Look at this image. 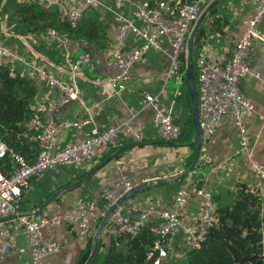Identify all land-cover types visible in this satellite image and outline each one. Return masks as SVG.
<instances>
[{"label": "built area", "instance_id": "1", "mask_svg": "<svg viewBox=\"0 0 264 264\" xmlns=\"http://www.w3.org/2000/svg\"><path fill=\"white\" fill-rule=\"evenodd\" d=\"M207 1L134 2V15L142 25H137L132 18L119 11L115 12L117 24L114 30L115 45L111 48V54L116 71L103 78V82L115 92L124 90L132 67L149 49L161 51L168 57L166 78H169L182 62L181 54H184L190 27ZM32 2L46 11H50L53 4L51 0ZM97 2L98 0H78V6H62L61 16L66 18L70 28L74 29L83 12ZM263 16L264 0H253L251 16L244 33L236 40L230 55L223 62L208 56L204 50L200 52L197 49L194 61L200 107L201 149L213 136L221 120L229 116L239 135V148L236 152L248 153L250 156L246 120L253 104L241 91L240 82L254 75L250 67L248 47L253 38L264 42V35L256 29ZM128 34L142 42L134 46L126 45L124 38ZM40 38L54 40L61 48L59 54L51 56L54 60L36 56L32 52L23 56L14 48L6 46L0 39V65L5 62H21L26 67V77L36 82L46 81L55 93L52 99L35 101L32 116L20 135L28 143L36 145L37 153L33 161H29L22 152L0 140V159L6 157L10 163L6 173L0 169V216L15 214L17 217V226L30 248L31 264H45L46 257L58 249L56 242L43 236L44 229L61 222L74 227L79 236L86 238L95 210L93 201L79 198L71 208L53 217H47L37 209L32 210L34 212L31 214H26L20 210L19 205L21 192L29 187L31 180L59 165L78 166L99 160L106 153H114L125 146L127 135L136 142L144 139L143 132L133 126L132 118L129 117L120 125L103 129L94 126L87 137L58 147L57 135L62 130L81 129L93 124L90 115L73 119L58 116L59 111L72 101H77L88 112L89 108L85 106L78 81L85 77L91 55L86 50L76 54L71 50L73 38L70 33L55 27H48L44 33H40ZM163 42H167L168 47L163 48ZM144 103L151 110V122L161 136L166 140L176 141L180 137L181 126L173 120L175 101L172 100L170 106L165 108L160 94H145ZM198 163H201L200 158ZM251 169L264 188V153L259 160L251 161ZM189 173L184 185L174 195L171 207L156 212L155 219L151 217L150 211H125L121 205H117L109 215L106 230L116 245L125 238L138 235L144 227L149 226L153 242L139 264H162L173 251L175 238L179 235L182 237L181 246L184 253L195 250L206 241L210 230L218 225V202L209 188V184L214 180L212 171L199 178H194L191 171ZM135 184L127 172L121 171L119 178L104 189L106 206L101 216ZM193 196L198 199L199 214L196 219L186 222L182 211ZM16 250V244L8 238L7 231L0 227V254L7 256Z\"/></svg>", "mask_w": 264, "mask_h": 264}, {"label": "crops", "instance_id": "2", "mask_svg": "<svg viewBox=\"0 0 264 264\" xmlns=\"http://www.w3.org/2000/svg\"><path fill=\"white\" fill-rule=\"evenodd\" d=\"M32 1L34 0H12L15 3ZM51 1L53 4L50 11H57L60 17H62V6L66 8L78 6V0ZM138 1L140 0H98L83 12L87 13L89 17L88 23L96 19L102 26V36L99 41L103 43L101 44L103 47L93 44L89 46L83 42V39L76 40L71 36L73 38L71 50L77 54V52L88 49L86 51H90L91 55L90 63L85 70V77L78 81L80 93L89 110L87 112L77 101H72L59 111L58 116L73 119L78 116L90 115L93 124L83 126L81 129L62 130L57 135V146L63 147L70 142L87 137L94 126L103 129L108 126L120 125L129 117L132 118L133 126L143 132L144 139L136 142L127 135L125 149L117 157L111 154L109 157L113 156V159L84 179L83 182L76 184L79 179L84 177L77 179L78 176L103 163L105 160L103 161L102 157L99 160L95 159L78 166L59 165L53 170L44 172L39 178L32 179L29 187L23 190L21 201H25L26 196L33 193L34 200L42 199L41 205L52 195L45 198L51 188L71 181L68 187H60L56 193H53L56 194V198L40 210L47 217H53L57 213L71 208L79 198L93 201L95 205L94 216L91 218L86 238L79 236L74 227L61 222L51 224L43 230V236L58 245L57 251L46 257L45 264H77L88 239L92 240L93 248L94 233L102 220L101 213L106 206L104 189L119 178L121 171L127 172L133 183L171 180L169 183L146 187L121 204L125 211H150L152 212L151 217L154 219L156 212L171 207L174 195L190 175L188 173L181 177L191 163L194 149L189 144L177 147L180 145L164 139L158 129L153 126L151 110L144 103L145 94H160L162 105L165 108L170 106L172 100L175 101L174 117L179 116L182 106H180L181 99L177 96L180 94L178 86H181L183 75L178 69L179 65L175 69L176 71L166 78L169 68L168 57L161 51L149 49L143 54L142 59L132 67L130 79L126 82L124 90L115 92L103 82V78L116 71L111 54V48L115 45L114 30L117 24L115 12L119 11L132 18L137 25H142L134 15L133 3ZM220 1L219 4L217 3L215 12L217 20L213 27H211L212 20L207 15L200 24L203 34L199 38L197 49L200 52L204 50L208 56L223 62L230 55L236 40L244 33L247 21L251 16L253 0ZM5 2L6 0H0V12ZM16 19L18 18L13 13L11 16L7 13L1 16L0 13V39L6 46L14 48L23 56L32 52L45 59H53L51 56L60 53L61 48L56 41L50 40L56 43V46L51 47L49 39L40 38V33L28 31L21 33L19 30H22V27H18L17 30ZM217 25H220V28ZM256 29L264 35V16L257 23ZM39 40L44 41V46L48 47L46 50ZM124 41L128 46L138 45L142 42L131 34H128ZM162 47H168V43L163 42ZM248 52L250 67L254 75L244 78L240 82V89L253 104V109L246 120L251 149L250 156L248 153L236 152L239 148V135L231 118L226 116L201 149L199 155L201 163L197 161V168L192 169L191 172L194 178H199L204 173L212 171L214 180L209 184V188L214 196L223 194L225 191L236 193V189L240 185H245L247 190L258 192L264 203V188L251 169V161L259 160L264 153V42L255 38L251 39ZM3 64H10L20 76L26 72V67L21 62H5ZM37 83L36 102L54 97L55 93L48 87L46 81L38 80ZM19 143L21 146L16 148L20 152H24L23 154L29 161H33L36 158V149L22 147L21 140ZM2 166L3 168L0 169L6 173L9 165L2 164ZM205 166L206 170H204ZM39 206L31 205L30 209L23 212L27 213L38 209ZM198 214V199L193 196L183 208L182 216L184 221L188 222L196 219ZM107 223L99 238L100 251L106 250L110 241L113 240L107 233ZM0 227L7 231L8 238L17 247V250L10 255L0 254V264H31L30 248L22 231L17 226L15 214L1 215ZM127 240L128 238H125L120 243L124 244ZM181 244L182 237L179 235L175 238L173 251L163 260L162 264H177L178 260L184 261L186 253H184Z\"/></svg>", "mask_w": 264, "mask_h": 264}, {"label": "trees", "instance_id": "3", "mask_svg": "<svg viewBox=\"0 0 264 264\" xmlns=\"http://www.w3.org/2000/svg\"><path fill=\"white\" fill-rule=\"evenodd\" d=\"M187 1L192 2L194 0ZM218 4L207 14V17L212 20L211 27L217 20L215 12ZM0 13L1 16L6 13L9 16H11V13L15 14L18 18L15 21L17 30L19 29L18 27H22V30H19L21 33L28 31L39 34L44 33L48 27H55L60 31L69 32L76 40L83 39V42H86L89 46L93 44L103 47L101 45L103 43L99 41L102 36V26L96 19L88 23L89 17L87 13L82 14L74 29L70 28L66 18L60 17L57 11H46L34 2L15 3L12 0H6ZM217 26L220 28V25ZM202 34L203 29L200 26L195 35L192 49L195 78L196 68L194 60L197 55L198 41ZM39 41L46 50L48 47L44 46V41ZM50 43L51 45L49 46H56L53 41H50ZM83 49L85 48L83 47ZM85 50L88 51V49ZM181 60L182 62L178 67L180 72H182V69L184 70L183 53L181 54ZM180 85L178 86L180 94L177 97L181 99L180 106H182V110L179 116L174 117L173 120L181 126V134L176 141L171 143L190 145L194 137V126L188 85L184 73ZM37 91L38 83L34 79L25 75L20 76L18 71L10 64L0 65V140L16 150H18L16 147L21 146L19 143V140H21L23 143L22 147H34L37 153L35 144H30L26 139L20 137L32 116ZM191 146L194 149L192 144ZM125 147L114 151V153H106L103 155L102 160H106L111 154L117 157ZM192 159L193 156L191 161ZM2 164L10 165L6 157L0 159V168H3ZM197 166H194L193 169H196ZM204 170H206V166ZM88 172L82 173L77 179L85 176ZM195 176L197 177V175ZM70 182L67 181L51 188L45 198L56 193L60 187H68ZM236 190V193L225 191L223 194L214 196L218 202V225L210 230L206 241L199 248L186 253L184 264H264L263 200L258 192L247 190L245 185H240ZM34 199L35 195L33 193L27 195L25 201H20V210L30 209L31 205L38 207L42 199ZM152 242L153 235L149 226L144 227L138 235L128 237L127 242L124 244L116 245L111 240L106 250L100 251L101 242L99 241L95 247L93 257L89 260V264H139ZM91 250L92 240L88 239L77 264L84 263L89 257Z\"/></svg>", "mask_w": 264, "mask_h": 264}, {"label": "water", "instance_id": "4", "mask_svg": "<svg viewBox=\"0 0 264 264\" xmlns=\"http://www.w3.org/2000/svg\"><path fill=\"white\" fill-rule=\"evenodd\" d=\"M220 0H208L202 7L201 11L199 12L197 18L193 21L190 30L188 32L186 41H185V48H184V75L187 80L188 85V92L190 96V103H191V110H192V120H193V126H194V139L191 141L190 145L192 144L194 146V155L193 159L190 163V165L187 167V169L182 173L181 177L188 174L193 167L197 164L200 152H201V128H200V107H199V100H198V92L196 89V78L193 68V62H192V49H193V41L195 38V35L197 33L198 28L200 27V24L206 17V15L209 13V11L219 2ZM113 159V156L108 157L103 163L96 166L95 168L91 169L83 178L79 179L76 184L83 182L84 179L95 173L97 170H99L102 166H105L107 163H109ZM171 180H161V181H146L141 183H136L128 192L123 194L115 204H113L102 217V220L97 227L95 233H94V245L91 250V253L87 259V261L84 264H89V260L93 257L95 247L99 241L100 235L103 231V228L109 218V215L113 211V209L117 205H121L124 201L132 197L135 193L141 191L142 189L154 185H159L162 183H169ZM56 198V194H52L49 196L37 209L38 211L42 210L44 206L49 204L51 201H53ZM34 211H29L26 214H31Z\"/></svg>", "mask_w": 264, "mask_h": 264}, {"label": "rangeland", "instance_id": "5", "mask_svg": "<svg viewBox=\"0 0 264 264\" xmlns=\"http://www.w3.org/2000/svg\"><path fill=\"white\" fill-rule=\"evenodd\" d=\"M23 43V42H22ZM24 44V43H23ZM22 44V45H23ZM177 147H184L183 145H180V146H177ZM177 264H184V262H182V261H180V260H178V263Z\"/></svg>", "mask_w": 264, "mask_h": 264}]
</instances>
